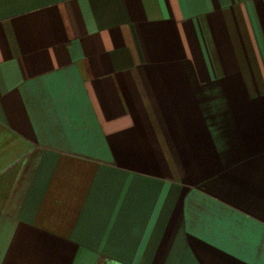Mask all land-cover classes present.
<instances>
[{"label":"crops","instance_id":"crops-1","mask_svg":"<svg viewBox=\"0 0 264 264\" xmlns=\"http://www.w3.org/2000/svg\"><path fill=\"white\" fill-rule=\"evenodd\" d=\"M0 264H264V0H0Z\"/></svg>","mask_w":264,"mask_h":264}]
</instances>
